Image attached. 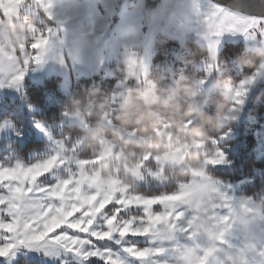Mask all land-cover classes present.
Masks as SVG:
<instances>
[{"label":"snow or ice","instance_id":"1","mask_svg":"<svg viewBox=\"0 0 264 264\" xmlns=\"http://www.w3.org/2000/svg\"><path fill=\"white\" fill-rule=\"evenodd\" d=\"M34 4L48 25L29 27L34 34L32 59L39 62L49 53L62 57L65 51L71 58L66 20L48 10L46 0ZM31 5L26 0H0V13L27 17ZM23 77L24 71H18L10 83L17 85ZM254 83V77L241 81L235 105H244L249 91L244 85ZM135 132H127L129 139ZM82 142L66 147L58 141L53 155L27 166L0 164V260L29 246L46 248L48 254L63 250L70 258L96 264H264V206L234 198L205 172L206 165L224 162L222 151L205 158L199 168L189 167L182 178L173 172L170 191L145 196L132 190L122 173L142 178L145 162L151 160L157 164L151 175L167 179L171 155L142 153L128 162L123 148L114 151L117 145L101 138V150L76 159L73 154ZM183 160L180 156L175 164ZM98 165H110L109 174L104 176ZM244 217H252L256 226L248 227ZM145 238L152 244L142 247Z\"/></svg>","mask_w":264,"mask_h":264},{"label":"rangeland","instance_id":"2","mask_svg":"<svg viewBox=\"0 0 264 264\" xmlns=\"http://www.w3.org/2000/svg\"><path fill=\"white\" fill-rule=\"evenodd\" d=\"M26 2L33 4L27 12V17H23L21 14V17L12 18L0 13V22L23 23L28 30L30 25H34L38 29L46 27L48 22L42 9L34 4V0H26ZM145 2L149 7H155L160 3V0H145ZM137 3L138 0H82L77 19H83L88 23L90 46L81 51L71 45L64 33L67 38V48L72 52L71 58L65 51L62 57L49 53L41 61H34L29 46L34 34L30 31L29 38L22 47L16 46L11 50L0 47V64L11 65L9 71L0 70V164L8 165L19 162L27 166L53 155L58 150V141L63 142L66 147H70L81 138L83 142L76 147L73 154L76 159H87L82 153L85 141L91 138L96 139L99 144V149L92 150L93 155L103 147L100 142L101 138L115 143L117 147L114 151H120L123 148L124 157L128 162L134 161L142 153L171 155L173 160L165 166L164 176L168 177L167 179L151 175V172L157 168L156 162L151 160L145 162L142 178L122 173V178L131 185L132 190L145 196L171 190L167 185L172 183L173 172L167 174L168 168L188 171L189 167H193L187 161L193 154L202 153L203 144L192 141L174 145L173 136L166 131L157 134L158 141L148 140L136 133L132 139H129L128 131L119 130L114 122L111 126L108 125L107 121L112 119L104 116L101 122L104 128L95 127L80 110H65L62 112V119L53 123L34 121L32 118L18 115L26 104L23 92L28 83L42 84L53 77L60 78L59 84L64 92H68L72 83L81 78L117 77L119 91L116 96L122 99L123 103L129 98L132 84L139 86L137 90L140 94L143 89L152 88L146 85H149L148 74L156 51L157 30L153 25L137 19L134 13V6ZM183 4L187 6V10L184 12V22L170 28L167 37L175 38L180 45H184L189 40H195L198 45L207 50L208 60L200 65V68L204 69L206 73L203 86L206 85L205 87L210 90L218 87L221 93L231 101L232 105L225 118L236 121L238 127L242 121L247 119L246 104L258 97H263L264 101V58L253 74L234 82L232 78H220L223 72L219 67V56L226 43H242L246 49L259 51L264 56V18L240 14L212 0H183ZM124 22L137 24L146 40L144 47L137 48L122 40L120 32ZM105 25L106 27H104ZM97 36L100 37L99 40H97ZM52 43L56 44L55 41ZM61 58L65 60L63 63ZM26 60L28 63H25ZM21 70L24 71L22 82L12 85L11 79ZM119 72H122L123 75L119 76ZM249 77H254L255 83L244 85L249 91L245 105L240 107L234 104V95L240 90L241 81L247 80ZM143 99L149 101L147 97ZM256 114L258 112H253L250 115L254 117L255 122L258 118L255 117ZM16 120L20 125L16 123ZM27 123L32 126V130L27 127ZM259 124L260 126L255 127L257 150L264 152V120ZM73 125L85 130V135L73 140L71 134L65 130L66 126ZM229 135L230 132L227 136ZM30 136L45 142L44 150L34 149L29 153L28 156L32 161L21 159V154L18 152L19 147L14 145L15 143L23 145ZM131 142L139 146L145 144L147 150L145 148L140 151L131 146L129 144ZM161 145L166 148L163 152L159 151ZM230 149V147H226L220 150L225 154L224 162L217 165H206V174L223 185L234 198L247 199L254 204L264 206L262 199H257L246 191V186L252 182L251 178H244L240 181L223 180L210 172L212 168L225 169L230 166L232 161L227 159V152ZM215 154L211 157H214ZM180 156L184 157L183 162L175 164ZM205 158L207 157L199 159L200 166L195 168L201 167ZM98 167L102 168L104 176H107L111 170L110 165L108 167L98 165ZM63 175L66 176L67 171ZM60 231L61 229L56 230L57 233ZM51 235H55V233H50ZM151 244L152 241L148 238L140 242L142 247ZM93 262L95 261H81L75 256L70 258L69 254L63 250H56L52 254H48L46 248L29 246H20L10 257L0 260V264H93Z\"/></svg>","mask_w":264,"mask_h":264},{"label":"trees","instance_id":"3","mask_svg":"<svg viewBox=\"0 0 264 264\" xmlns=\"http://www.w3.org/2000/svg\"><path fill=\"white\" fill-rule=\"evenodd\" d=\"M263 58L261 52L248 50L242 43H226L219 56V67L223 72L220 78L240 81L253 74ZM207 60V50L195 40L180 45L175 38L165 37L162 43H156L148 74L149 85L146 86L170 89V106L167 108L141 98L137 90L139 86L135 84L131 85L129 98L123 103L116 96L119 91L117 77L81 78L72 83L68 92L61 89L60 78L53 77L42 84L28 83L23 92L26 104L18 115L34 121L53 123L62 119V112L65 110H80L95 127L104 128L101 122L106 116L113 120L119 130L127 132L135 129L138 136L148 140L158 141L157 134L166 131L173 136L174 145L192 141L203 144L202 153L193 154L187 161L193 167L200 166L199 159L211 157L217 150L230 147L227 152V159L232 161L230 166L225 169L212 168L210 172L223 180L240 181L251 178L252 182L246 186V191L249 195L262 199L264 204V152L257 150L255 138V127L260 126L259 122L264 120L263 97L252 99L246 104L247 119L237 127L236 121L225 118L232 105L231 101L218 87L210 90L206 85L203 86L206 73L200 65ZM122 75L119 72V76ZM197 101L201 102L199 114L196 119H192L189 112L194 110L193 106ZM253 112H258L256 122L250 116ZM16 123L20 125L17 120ZM27 127L33 129L28 123ZM65 130L73 140L86 133L77 125L66 126ZM229 132L230 137L227 136ZM85 142L82 155L88 158L93 155L92 150L99 149V144L93 138ZM129 144L140 151L146 148L145 144ZM14 145L19 147L20 158L28 161L31 160L28 155L32 150L45 149V142L34 136H30L23 145ZM165 150L164 145L159 146L160 152ZM170 172H176L178 178L188 174L185 170L168 168L167 174ZM167 187L172 189L173 184L170 183Z\"/></svg>","mask_w":264,"mask_h":264},{"label":"clouds","instance_id":"4","mask_svg":"<svg viewBox=\"0 0 264 264\" xmlns=\"http://www.w3.org/2000/svg\"><path fill=\"white\" fill-rule=\"evenodd\" d=\"M82 0H46V7L61 20H66L65 34L71 45L81 51L90 46L88 35V23L83 19H77ZM187 10L183 0H160L155 7L147 6L145 0H138L134 6V13L138 20L153 25L157 30L156 43H162L168 36V30L184 22V12ZM67 17V19H66ZM30 32L23 23L12 21L0 22V47L11 50L13 47H22L28 40ZM122 40L134 47H144L145 37L134 22H124L120 32ZM0 70L9 71L11 65L0 64ZM170 89L146 88L141 91V98L147 97L151 104L167 108L170 106L168 92ZM200 101L193 106L194 110L189 112L192 119L199 114ZM248 227H255L256 221L252 217H244ZM241 231H245L243 224L239 225Z\"/></svg>","mask_w":264,"mask_h":264},{"label":"water","instance_id":"5","mask_svg":"<svg viewBox=\"0 0 264 264\" xmlns=\"http://www.w3.org/2000/svg\"><path fill=\"white\" fill-rule=\"evenodd\" d=\"M240 14L264 18V0H212Z\"/></svg>","mask_w":264,"mask_h":264}]
</instances>
